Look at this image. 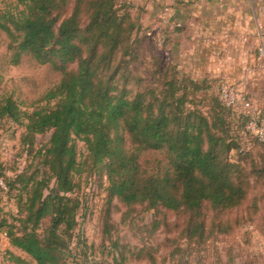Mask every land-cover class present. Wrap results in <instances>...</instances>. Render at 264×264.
<instances>
[{
    "label": "trees",
    "instance_id": "obj_1",
    "mask_svg": "<svg viewBox=\"0 0 264 264\" xmlns=\"http://www.w3.org/2000/svg\"><path fill=\"white\" fill-rule=\"evenodd\" d=\"M17 1V13L0 12L9 62L29 57L48 64L59 80L31 104L0 96V120L24 128V146L33 149L37 135L52 132L37 151L35 171L15 180L18 226L5 233L29 256L10 252L15 264L65 263L80 207L72 193L86 171L106 179L109 204L117 199L128 208L184 216L189 245L230 233L246 218L238 214L245 205L248 214L257 212L264 200V137L248 125L264 107L235 109L222 96V82L208 95L207 78L179 75L162 58H155L150 79L134 72L141 25L128 0ZM199 91L208 110L195 99ZM246 135L255 142L250 148ZM77 141L86 146L84 158ZM149 153L154 156L144 158ZM255 186L261 190L249 205ZM5 224L2 219L0 228Z\"/></svg>",
    "mask_w": 264,
    "mask_h": 264
},
{
    "label": "rangeland",
    "instance_id": "obj_2",
    "mask_svg": "<svg viewBox=\"0 0 264 264\" xmlns=\"http://www.w3.org/2000/svg\"><path fill=\"white\" fill-rule=\"evenodd\" d=\"M128 1L133 4L131 11L141 25L137 34L139 59L133 62L134 72L150 79L155 58H162L176 64L179 75L199 80L207 78L208 95L217 93L221 82L232 85L236 93L228 91L222 96L235 109L243 106L238 99L240 91L251 103L249 108H252V98L258 99L259 105L264 107V53L260 55L257 50L258 67L263 71L260 78L258 75V79L251 78L247 64L242 76L234 78L229 74L233 65L228 67V63L209 58L202 62L199 52L202 43L192 37L194 34L188 24L180 27L183 32L173 31L169 21L172 7L182 5V1ZM20 9L22 6L17 0H0L2 13H17ZM8 43L7 33L0 28V96L11 94L25 104L38 101L58 82V74L48 64H39L29 57H24L18 65L11 64ZM231 50L229 47V52ZM251 66L255 68L256 64ZM195 99L200 100L199 105L204 110H208L206 93L197 92ZM23 131V127L10 120H0V221L6 219V224L0 228V264H15L10 252L29 259L25 252L10 244L5 232L11 225L18 226L21 184L15 181L16 177L22 172L30 174L35 171L41 160L37 151L48 143L52 133L37 135L34 148L29 149L22 144ZM243 141L247 148L255 143L249 135ZM77 145L79 157L84 158L87 154L85 144L77 141ZM148 156L154 154H146L144 158ZM14 181L15 187L12 188L10 183ZM76 182L72 195L80 202L78 224L64 264H264V200H259L256 213L248 214L245 205L238 214L246 218L241 219L230 233H215L204 244L189 245L181 232L184 216L172 212L156 213L144 205L128 208L117 199L109 204L107 181L97 173L86 171L76 177ZM260 190L259 186L253 188L247 204L252 203ZM140 249H144L142 257L136 255ZM147 251L154 260L148 258Z\"/></svg>",
    "mask_w": 264,
    "mask_h": 264
},
{
    "label": "crops",
    "instance_id": "obj_3",
    "mask_svg": "<svg viewBox=\"0 0 264 264\" xmlns=\"http://www.w3.org/2000/svg\"><path fill=\"white\" fill-rule=\"evenodd\" d=\"M180 1L182 5L172 7L169 21L173 31L183 32L180 27L189 25L192 37L202 43V62L209 58L228 63V67L233 65L232 72L225 69L234 78L242 76L246 64L251 78L263 75L257 50L260 55L264 53V0ZM258 101L252 98L254 106L259 105Z\"/></svg>",
    "mask_w": 264,
    "mask_h": 264
},
{
    "label": "built area",
    "instance_id": "obj_4",
    "mask_svg": "<svg viewBox=\"0 0 264 264\" xmlns=\"http://www.w3.org/2000/svg\"><path fill=\"white\" fill-rule=\"evenodd\" d=\"M235 89L236 88H234L230 84H223L222 94L224 96L226 94V92H228V91L236 93ZM241 92H243V91L239 92V95H240V98H238L239 101L243 104V106L250 107L251 103L248 102L247 97L245 95H243ZM227 104H228V102H227ZM228 105H230V104H228ZM251 107H252V109H255V107L257 108V106H254L253 103H252ZM248 128H250V129L254 130L256 133H258L261 138L264 137V108H263L261 116H253L252 117V119H251V121H250V123L248 125ZM1 185H3V184L1 183Z\"/></svg>",
    "mask_w": 264,
    "mask_h": 264
}]
</instances>
